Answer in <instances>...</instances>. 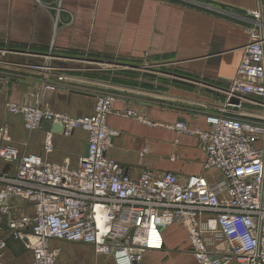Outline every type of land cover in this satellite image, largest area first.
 <instances>
[{"label": "built area", "instance_id": "built-area-1", "mask_svg": "<svg viewBox=\"0 0 264 264\" xmlns=\"http://www.w3.org/2000/svg\"><path fill=\"white\" fill-rule=\"evenodd\" d=\"M251 16L262 19L259 10ZM38 73L39 96L31 104H7L8 112L22 117L29 133L50 126L46 154L54 151L55 125L64 137L86 132L88 155L75 168L69 160L22 153L10 128L0 127V215L8 217L0 251L18 241L31 251L32 264H56L61 250L52 242L59 241L92 246L115 264H140L147 253L164 250L165 229L180 226L199 264H264V33L254 31L245 47L226 92L227 108L208 113L206 128L185 121L167 126L178 136L198 139L205 170L222 178L214 184L203 176L181 180L151 170L132 179L108 156L119 136L108 117L119 98L99 93L93 113L85 116L53 112L44 107L45 93L71 86L74 78L49 64ZM246 103L259 107L260 114L245 112ZM119 114L149 123L133 109ZM23 203L32 212L16 215Z\"/></svg>", "mask_w": 264, "mask_h": 264}, {"label": "crops", "instance_id": "crops-1", "mask_svg": "<svg viewBox=\"0 0 264 264\" xmlns=\"http://www.w3.org/2000/svg\"><path fill=\"white\" fill-rule=\"evenodd\" d=\"M199 1L198 7H191L169 0H0V62L7 64L0 66V121L5 125L9 118L18 119L22 131L30 134L22 118L6 115L5 109L7 104L34 102L41 93L39 68L45 65L72 76L74 82L61 86L58 92L45 93L44 107L76 117L93 113L102 86L98 89L87 84L85 72L70 62L110 58L163 66L157 71L161 76L143 74L141 87L118 85L120 98L108 125L119 136L112 140L108 156L134 180L151 170L156 175L172 172L181 180L198 175L212 184L221 182L218 171L205 170L198 139L178 136L167 126L185 121L206 128L208 113L227 108L226 92L245 47L254 31L264 33V0ZM258 10L262 13L259 22L251 16ZM7 66L31 72L23 70L22 74ZM169 77L176 79L170 81ZM126 109H133L149 123L119 114ZM244 111L255 115L261 109L246 103ZM49 127L33 134L45 132L46 139ZM17 131L12 125V143L22 153L44 155L52 162H76L55 146L60 137H69L53 132L51 154L39 148L26 152L22 150L25 139L13 135ZM169 229L164 232L165 239ZM59 247L58 241L52 242L53 249ZM162 252L147 253L140 264H199L187 251L174 263L162 261Z\"/></svg>", "mask_w": 264, "mask_h": 264}, {"label": "rangeland", "instance_id": "rangeland-1", "mask_svg": "<svg viewBox=\"0 0 264 264\" xmlns=\"http://www.w3.org/2000/svg\"><path fill=\"white\" fill-rule=\"evenodd\" d=\"M171 2L188 5L191 7H198V3L200 4L199 0H169ZM51 57V56H50ZM54 61L56 59H53ZM69 64H73L74 66H79L80 71H84L86 78L85 82L87 84H93L94 87L98 88V85L102 86V89H99V93L101 94H113V96L119 97V90L118 85H127V86H139V82L142 80V76L144 75H153L157 77L158 75L161 76L157 72L158 70L163 69V66H150L147 65L146 62H127V61H120V60H113L110 58L105 59H88L81 60L77 62H70ZM7 65L6 62H0V66ZM8 68L10 66H7ZM11 69H18L22 74H25V71H30L31 69H23L17 66L10 67ZM41 68V67H40ZM39 68V69H40ZM72 68H75L72 66ZM79 69V68H76ZM31 72V71H30ZM132 74V75H131ZM134 74V75H133ZM0 75H2L0 73ZM96 75V76H93ZM94 77L96 80H94ZM170 81L176 79L174 77H169ZM147 81H153L151 78H144ZM100 81V83H97ZM167 90V89H166ZM89 93L88 89L85 91ZM113 92V93H112ZM98 93V94H99ZM5 114L10 115L7 110L5 109ZM15 116V115H14ZM22 118V117H20ZM23 120V118H22ZM8 122L3 124V121H0V127L8 126L10 129L12 125L15 127L17 131L13 133L14 137H22L25 139L24 147L22 150L28 151H35L38 148L42 149L44 154V143H45V132H37L35 134L30 133L29 135L22 131V125L20 120L9 118ZM44 130V129H43ZM24 133V134H23ZM33 134V135H32ZM13 137V138H14ZM27 139V140H26ZM16 142V139H14ZM56 148H59L63 154H68L70 157H75L76 162L72 163L75 165L80 161L82 158L85 146L87 143V135L86 132L82 130L76 131L74 135H71L69 138H59L55 142ZM37 148V149H36ZM44 156V155H43ZM198 165V161L196 162V166ZM73 166V165H72ZM216 172V171H214ZM217 173V172H216ZM215 174V173H214ZM218 175V173H217ZM21 208L16 215H22L30 213V207L23 203L20 205ZM8 223L7 216L0 215V228L3 230L6 229V225ZM165 229L164 231H166ZM5 236V231L3 230L0 232V239ZM166 246L161 254L162 261H170L174 263L177 259H179L180 255L187 251L192 256V248L190 243V238L186 232V230L180 226H173L169 229V235L165 239ZM59 242V241H58ZM59 248L61 250L60 256L56 260V264H113V260L111 258H107L105 256H97L94 248L83 246L82 244H72L68 242H59ZM3 254V257L0 258V264H32L33 258L32 253L28 250L22 242L18 241H9L7 249L3 252L0 251V255ZM194 258V256H193ZM195 259V258H194ZM196 260V259H195ZM115 264V263H114Z\"/></svg>", "mask_w": 264, "mask_h": 264}, {"label": "water", "instance_id": "water-1", "mask_svg": "<svg viewBox=\"0 0 264 264\" xmlns=\"http://www.w3.org/2000/svg\"><path fill=\"white\" fill-rule=\"evenodd\" d=\"M232 102H233V103H238V101H236V100H233ZM53 132H54V133H57V134H62L63 129H62V127H61L60 125H55V126L53 127ZM88 149H89V146H88V144H87V145L85 146L84 156H87V155H88Z\"/></svg>", "mask_w": 264, "mask_h": 264}]
</instances>
